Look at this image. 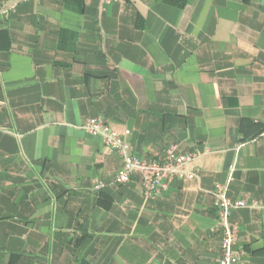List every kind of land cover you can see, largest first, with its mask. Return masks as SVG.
<instances>
[{"label":"crops","instance_id":"obj_1","mask_svg":"<svg viewBox=\"0 0 264 264\" xmlns=\"http://www.w3.org/2000/svg\"><path fill=\"white\" fill-rule=\"evenodd\" d=\"M0 0V4H1ZM0 21V264H264V0H12ZM102 117L133 153H204L157 198L115 184ZM105 188L96 191L98 184Z\"/></svg>","mask_w":264,"mask_h":264},{"label":"built area","instance_id":"obj_2","mask_svg":"<svg viewBox=\"0 0 264 264\" xmlns=\"http://www.w3.org/2000/svg\"><path fill=\"white\" fill-rule=\"evenodd\" d=\"M39 1V0H28ZM105 5H114L124 0H103ZM18 5L12 0H2L0 4V21H9L17 12ZM84 130L93 138L100 140L102 146L108 151L116 153L121 166L115 175V184L124 186L132 181L136 175L141 176V183L146 198L163 196L170 190V185L175 181L185 182L197 178L195 172L187 169L189 165L202 157L204 153H183L177 145H169L162 160H146L133 153L127 140L130 132L121 136L114 131L110 124L102 117L89 120ZM219 186L213 193L215 208L218 215V223L222 230L221 251L222 255L217 264H236L241 253L237 249L239 236L237 228L231 222L232 213L235 210L245 208L247 205L242 200L232 202L228 197L229 185ZM105 188L100 183L95 187L96 191Z\"/></svg>","mask_w":264,"mask_h":264},{"label":"trees","instance_id":"obj_3","mask_svg":"<svg viewBox=\"0 0 264 264\" xmlns=\"http://www.w3.org/2000/svg\"><path fill=\"white\" fill-rule=\"evenodd\" d=\"M164 1L169 5L177 7L179 9H183L187 4V0H164Z\"/></svg>","mask_w":264,"mask_h":264}]
</instances>
